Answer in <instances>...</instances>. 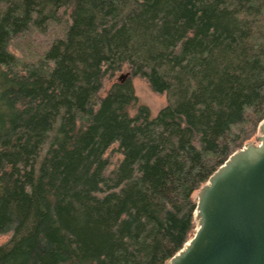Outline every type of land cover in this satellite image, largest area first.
Returning a JSON list of instances; mask_svg holds the SVG:
<instances>
[{
  "label": "trees",
  "instance_id": "trees-1",
  "mask_svg": "<svg viewBox=\"0 0 264 264\" xmlns=\"http://www.w3.org/2000/svg\"><path fill=\"white\" fill-rule=\"evenodd\" d=\"M63 20L36 61L12 53ZM263 120L264 0H0V264H166Z\"/></svg>",
  "mask_w": 264,
  "mask_h": 264
},
{
  "label": "water",
  "instance_id": "water-1",
  "mask_svg": "<svg viewBox=\"0 0 264 264\" xmlns=\"http://www.w3.org/2000/svg\"><path fill=\"white\" fill-rule=\"evenodd\" d=\"M197 193L194 236L166 264H264V120Z\"/></svg>",
  "mask_w": 264,
  "mask_h": 264
},
{
  "label": "rangeland",
  "instance_id": "rangeland-1",
  "mask_svg": "<svg viewBox=\"0 0 264 264\" xmlns=\"http://www.w3.org/2000/svg\"><path fill=\"white\" fill-rule=\"evenodd\" d=\"M66 30L67 25L65 24L64 20L63 22L51 24L48 31L45 33H41L33 29L15 39L12 42L10 49L12 53L16 54L22 62H34L44 55L53 41L63 38L66 34ZM127 76L128 71H125L118 74L117 77L113 79L106 78L103 89L99 96H105L114 81H120V79H123ZM132 82L138 97V105L149 107L152 117H156L158 113L167 105L166 96L154 93L147 81L140 77L132 78ZM136 110L137 106L131 107L129 109L130 116H135ZM258 136L259 131L256 132L249 142H256V138ZM119 159L120 157L118 155L113 156L112 167L118 162ZM8 239V235L0 236V246L6 243Z\"/></svg>",
  "mask_w": 264,
  "mask_h": 264
}]
</instances>
